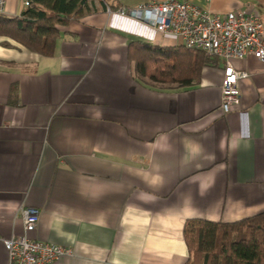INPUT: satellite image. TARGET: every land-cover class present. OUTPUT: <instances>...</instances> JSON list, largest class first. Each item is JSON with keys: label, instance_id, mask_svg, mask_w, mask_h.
Wrapping results in <instances>:
<instances>
[{"label": "crops", "instance_id": "0c3cea01", "mask_svg": "<svg viewBox=\"0 0 264 264\" xmlns=\"http://www.w3.org/2000/svg\"><path fill=\"white\" fill-rule=\"evenodd\" d=\"M179 1L220 17L253 7L264 24V0ZM95 6L57 25L51 56L0 36V264L24 205L40 211L33 238L72 249L52 264H184L185 220L264 213L263 67L233 62L248 76L222 116L223 60L193 85L143 77L129 43L178 39ZM26 7L6 0L3 15Z\"/></svg>", "mask_w": 264, "mask_h": 264}, {"label": "trees", "instance_id": "16d2710c", "mask_svg": "<svg viewBox=\"0 0 264 264\" xmlns=\"http://www.w3.org/2000/svg\"><path fill=\"white\" fill-rule=\"evenodd\" d=\"M93 1L30 0L20 16L0 15V36L30 51L51 56L59 35L57 25L78 20L90 12ZM97 1L105 11L120 7L116 0ZM129 58L143 77L179 86L198 83L202 68L218 60L202 50L182 45L166 47L136 42L129 43ZM183 238L188 250L184 264H264V213L234 222L187 219Z\"/></svg>", "mask_w": 264, "mask_h": 264}, {"label": "built area", "instance_id": "2783aa9c", "mask_svg": "<svg viewBox=\"0 0 264 264\" xmlns=\"http://www.w3.org/2000/svg\"><path fill=\"white\" fill-rule=\"evenodd\" d=\"M5 2L0 0V15L4 14ZM29 3L30 0H23L25 7ZM106 11L111 12L110 8ZM114 12L152 26L159 35L176 37L179 45L223 60L219 107L222 116L240 106V81L248 76L233 62L251 56L264 70V24L253 7L229 11L220 17L188 1L152 0L133 8L119 7ZM20 213L23 232L3 241L8 264H52L63 255L72 254L70 247L31 236L38 223V208L25 205Z\"/></svg>", "mask_w": 264, "mask_h": 264}, {"label": "rangeland", "instance_id": "374dc122", "mask_svg": "<svg viewBox=\"0 0 264 264\" xmlns=\"http://www.w3.org/2000/svg\"><path fill=\"white\" fill-rule=\"evenodd\" d=\"M95 4H98V1L97 0H95V3H94V5H90V10H94L95 8H96V6H95ZM25 206V205H24ZM37 208V207H36ZM21 214V213H20ZM39 215H40V213H39ZM22 218V217H21ZM38 221H39V218H38ZM38 224V223H37ZM4 241V240H3Z\"/></svg>", "mask_w": 264, "mask_h": 264}]
</instances>
